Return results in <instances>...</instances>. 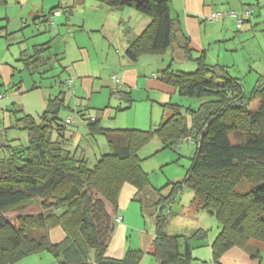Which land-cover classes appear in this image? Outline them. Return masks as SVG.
<instances>
[{"label": "trees", "instance_id": "trees-1", "mask_svg": "<svg viewBox=\"0 0 264 264\" xmlns=\"http://www.w3.org/2000/svg\"><path fill=\"white\" fill-rule=\"evenodd\" d=\"M101 1L112 9L132 7L151 17L126 48L130 60L161 53L176 40L170 0ZM183 48L187 58H193L188 37ZM48 49L45 44L36 48L25 59L26 67L33 71L46 64L49 57L43 54ZM197 61L192 72H161V79L177 87L181 95L204 99L196 108L187 107L191 122L182 106L171 103L172 115L157 128L108 129L89 120L91 132L107 135L111 147L94 167L65 145L67 124L60 116L66 107L65 91L48 98L40 121L23 110L10 111L15 115L13 127L28 132V143L10 146L9 153L0 157V264H13L44 251L57 264H140L145 253L139 249H128L120 259L105 253L124 183L134 185L137 195L150 185L138 150L155 135L164 147H175L187 138L196 144L185 177L170 182L171 194L162 195V188L155 191L172 202L184 186L193 189L194 202L221 225L212 244L215 264L233 246L264 243V79L247 94L239 79L220 76L204 56ZM111 95L132 102L129 93L116 90ZM243 100L246 104L234 106ZM255 101L258 107L252 111L250 104ZM242 180L250 186L244 193L238 190ZM157 218L151 253L155 259L160 264H195L190 241L203 232L190 237L171 235L164 229L165 216ZM57 226L66 236L53 242L50 230Z\"/></svg>", "mask_w": 264, "mask_h": 264}, {"label": "crops", "instance_id": "crops-1", "mask_svg": "<svg viewBox=\"0 0 264 264\" xmlns=\"http://www.w3.org/2000/svg\"><path fill=\"white\" fill-rule=\"evenodd\" d=\"M11 1L18 5L20 12L17 11L14 18L7 14L4 17L0 15V93L6 94L0 102V157L9 153L10 146L23 145V138H28L27 131L13 127L15 115L10 111L20 109L40 121L48 98L56 96L61 90L65 91L66 107L63 109H67L62 116L64 122L71 117L70 113L79 115L71 117L76 120L70 124L66 123L65 145L70 151L86 158L89 164L86 150L80 144L83 139L96 138L95 148L89 144L87 147L92 150L96 164L102 155L111 151V147L107 135L91 132L89 120H96L100 126L108 129L135 126L147 130L157 128L172 115L173 109L169 103L182 106L181 111L184 112L182 98L190 97L181 95L177 87L161 79L164 69L192 72L198 67L197 59L204 56L205 62L220 76L239 79L242 85L243 79H251L255 81L253 88L259 79H264V65L257 68L245 58L244 67L241 68L237 62L239 53L247 43L252 44L253 39L256 40L254 50L264 57V0H170L171 16L177 29L176 40L165 51L146 53L135 61L126 56V48L144 31L151 17L132 7L112 9L101 0H95L89 13L74 22L73 0H68L67 4L51 2L50 6L35 3L28 10H25L28 3L23 0H0V6L6 7ZM23 9L26 13H23ZM229 9L236 10L242 16L240 27L236 19L230 16L211 19L213 12ZM249 9L250 13L241 14ZM65 35L67 37L63 43ZM185 37L189 38L191 59L187 58L183 48ZM42 44L49 47L43 54L49 58L41 68L30 71L25 59ZM258 61L264 60H250L251 63ZM59 67L61 69L56 72ZM62 70L68 78L59 83L63 77ZM70 79L75 85L74 92L69 91L67 83ZM243 88L247 93L244 85ZM116 90L129 93L132 102L127 103L123 98L112 96L111 93ZM134 102H144L145 105L137 107L135 113L130 115L118 113L132 110L129 108L134 106ZM251 104L250 110H256L258 105L252 108ZM114 118L120 119L115 122L112 120ZM82 126L85 127L80 132ZM156 189L160 187L152 184L150 179L149 187L137 195L138 190L134 185L124 183L118 207L113 210L115 224L105 254L120 259L128 249H139L145 253L140 264H160L151 253L158 230L157 217L164 215V229L171 235L190 237L197 231L203 232V235H197L190 241L193 263L215 264L212 244L221 231L217 219L207 226L202 220L203 215L193 217L196 211L199 214L205 211L194 202V196L189 205L175 212L173 208L181 199V193L171 202V198L164 200V196L158 197ZM161 194L170 195L171 189L168 194L162 189ZM119 217L121 221L118 222ZM175 220L176 226L181 229L171 227ZM65 236L66 232L61 226L50 230L53 242H60ZM45 252L30 256L38 255L41 262L46 259L49 263L57 264L52 254ZM30 256L21 260L30 262ZM219 263L264 264V243L250 241L247 247L233 246L221 256Z\"/></svg>", "mask_w": 264, "mask_h": 264}, {"label": "rangeland", "instance_id": "rangeland-1", "mask_svg": "<svg viewBox=\"0 0 264 264\" xmlns=\"http://www.w3.org/2000/svg\"><path fill=\"white\" fill-rule=\"evenodd\" d=\"M93 1L95 0H73L71 1V3L75 2V9H74V22L77 21V19L80 17V19L83 17V15L85 13H87L91 8H92V3H94ZM24 3H28L27 7L25 8V10L30 9L32 6L36 4L40 5L42 3L45 4V6H50L51 2H53L52 4H56L61 2L62 4H67L68 0H23ZM25 10L23 9V13H26ZM17 11H19L18 5H15L13 1L9 2L7 4V6L5 7L4 5L0 6V15H2V17L6 16V14L11 17L14 18L15 15L17 14ZM20 12V11H19ZM89 13V12H88ZM59 14V13H58ZM21 20V18L19 19ZM31 25H33V20L31 19L30 21ZM75 24H79V23H75ZM77 26V25H76ZM33 31H35V26L33 25ZM30 28V27H29ZM76 28V27H75ZM64 33H66V29L64 31ZM54 34H52L51 36H53ZM67 35H65V38L62 40L63 43L66 40ZM63 43H61V45H63ZM68 44V43H67ZM256 44V40L253 39L252 44L251 43H247V45L244 47L245 49L243 51H241L237 57V62L238 65L243 68L244 67V59L247 58L248 63L250 64H254L255 67L257 68H261L264 65V61H258V62H253L251 63L250 60H264V57L260 56L258 54L257 50H254L253 45ZM252 45L251 49L250 46ZM93 62H96V59L93 60ZM61 69V67L57 68L58 72ZM63 72V70H62ZM63 77L62 80L65 81L64 79L68 78L67 73H62ZM70 82V89L69 91L74 92L75 91V85H73L72 80H68V84ZM243 85L245 86V88L248 90L247 94H249L251 92L252 86L255 83L254 80L251 79H243ZM116 99V98H114ZM203 98H199V97H190V98H182L183 102L182 104L185 106L184 108V112H185V116L188 117V119H190L191 122V118H190V114L187 113V106H190L191 108H196L200 105V103L203 101ZM135 103V102H134ZM143 105H145L144 102H137L134 104V106H132L129 109L132 110H127L124 112H118L120 115H130L129 113H135L137 107L141 108L143 107ZM258 102H254L251 104V107H257ZM67 109H63L61 111V117L63 116V113H66ZM128 111H132V112H128ZM70 113V112H69ZM125 113V114H124ZM77 113H70V116L72 118L77 117ZM79 116V115H78ZM120 118H114L112 120H115V122H117ZM73 120H76L73 119ZM141 121V120H139ZM133 122V119H132ZM129 124H133V123H129ZM83 127L80 129V132L83 130ZM135 126H130L129 128H134ZM140 128L141 127H137ZM144 130V128H142ZM23 132H25L23 130ZM100 137V136H99ZM85 138V135H84ZM27 137L23 138V143L22 144H26L27 143ZM100 139V138H99ZM103 139V138H102ZM90 141V142H89ZM101 141V140H100ZM96 138H88L87 139H83L82 143L80 144L81 148H84L86 150V154L87 157L89 159V166L90 167H94L95 165V160L94 157L92 156V150L88 149V144L91 145L92 148H95L96 146ZM102 147V146H100ZM164 147L161 138L159 139V137L157 136H153L152 139H150L148 142H146L144 145H142L140 147L139 151V156L142 158V165L144 167V169L150 174V179L152 184L164 189L165 193L168 194L170 189H172V185L170 184V182H175V181H180L182 180L188 169L191 166V162H192V158L195 154L196 151V144L190 140H184L179 147ZM94 151V150H93ZM95 152V151H94ZM249 185L246 184L245 180L241 181L239 186H238V190L241 192H246L247 190H249ZM181 193V199H179L178 203H176L175 207L173 208V211L175 212H179L180 210H182V206H187L190 204V201H192V198L194 196V191L192 188H190L189 186H184ZM181 203V204H180ZM180 204V205H179ZM33 211H36V209H31ZM201 214H199V211L195 212L193 214V217L197 218V216L199 215H203L202 220L205 222V224H207V226H211L212 223L214 222L215 216L212 215L210 212H208L207 210L205 211H201ZM200 218V217H199ZM185 219V217H184ZM184 219H181L180 221H184ZM186 220V219H185ZM189 220V219H188ZM196 219H194L195 221ZM198 220V219H197ZM196 220V221H197ZM177 220H175V222L172 223L171 227H175V228H180V226H176ZM212 222V223H211ZM210 229V228H208ZM46 253V252H45ZM48 253V252H47ZM51 255V254H49ZM38 257V258H37ZM34 259V260H32ZM30 262H28L27 260H19L16 263L13 264H53V263H49L46 259L41 262V258L38 255H34V256H30L29 258ZM12 264V263H10ZM55 264V263H54Z\"/></svg>", "mask_w": 264, "mask_h": 264}, {"label": "built area", "instance_id": "built-area-1", "mask_svg": "<svg viewBox=\"0 0 264 264\" xmlns=\"http://www.w3.org/2000/svg\"><path fill=\"white\" fill-rule=\"evenodd\" d=\"M250 12H251V10L249 9V10H245V11H243V13H241V14H248V13H250ZM224 16H230V17L235 18L236 21H237V25H238V27H240V26L242 25V22H243V18H242V16L239 15V14L237 13V11H236V10H233V9H229V10H225V11H216V12H213L212 15H211V19H213V20H218V19L223 18ZM67 84H68V83H67ZM68 87H69V88L71 87L70 82H69V84H68ZM5 96H6V94L0 93V102H1V100L4 99ZM73 121H74V120H73L71 117H69V118L66 119V123H67V124H70V123L73 122ZM184 140H190V141H192L191 138L182 139V140H180L179 143L177 144V147H179L180 144H181ZM117 221H118V222L121 221V217L117 218Z\"/></svg>", "mask_w": 264, "mask_h": 264}, {"label": "water", "instance_id": "water-1", "mask_svg": "<svg viewBox=\"0 0 264 264\" xmlns=\"http://www.w3.org/2000/svg\"><path fill=\"white\" fill-rule=\"evenodd\" d=\"M241 104H246V101L245 100H243L242 102L240 101V102L234 104V106L241 105Z\"/></svg>", "mask_w": 264, "mask_h": 264}]
</instances>
